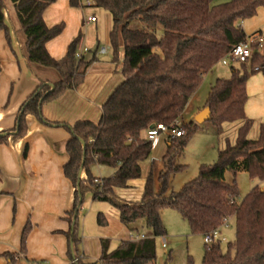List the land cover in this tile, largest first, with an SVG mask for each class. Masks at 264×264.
<instances>
[{"label": "trees", "instance_id": "1", "mask_svg": "<svg viewBox=\"0 0 264 264\" xmlns=\"http://www.w3.org/2000/svg\"><path fill=\"white\" fill-rule=\"evenodd\" d=\"M56 1L12 0L26 36L28 63L56 70L60 80L55 84L41 80L21 105L13 129L0 132L5 133L0 135V144L23 139L28 114L70 133L66 147L69 161L64 173L75 187V203L69 212L73 227L67 232L75 251L72 264H151L157 258V238L167 234L162 218L166 208L177 210L195 235L207 234L234 219V240L227 243L226 249L219 241L205 243L203 264H264V190L256 184L237 201L236 180L240 171H246L251 178L264 181V123H260L258 137L249 138L255 120L245 111L249 77L258 72L264 74V54L258 49L248 62L238 63V67L232 63L231 76L218 78L206 101L211 110L209 122L218 130L226 122L242 121L235 142L227 140L216 162L202 164L196 178L166 195L174 175L186 167L178 162V157L200 128L194 120L181 121L190 99L200 88L205 73L219 64L235 44L247 39L242 22L256 16L258 9L264 8V0H71L74 7L101 6L110 12L113 61L119 62L123 48L121 72L125 78L103 105L98 122L86 119L74 124L49 121L42 108L84 82L96 60L97 49L91 58L85 54L77 58L83 36L80 30L62 58L51 55L47 44L66 28L64 21L53 26L45 21V11ZM4 8V0H0V29L7 32ZM159 29H163L162 35L158 34ZM1 69L0 62V75ZM160 123L181 129L183 135L167 141L164 168L158 175L159 190L155 189L150 169L141 199L122 200L118 190L142 177V164L153 151L145 133ZM27 150L26 146L24 156ZM96 164L112 167L115 172L108 177L95 176L92 166ZM82 171L86 172L85 178L81 177ZM228 171L233 173L232 182L226 180ZM87 191H91L94 200L116 208L120 221L130 230L144 220L153 236L123 240L113 250L105 243L99 260L81 256L78 217ZM98 224H108L104 214L98 216ZM30 227L28 222L22 235V251ZM2 256L16 264L15 254L5 252ZM188 264H194L191 256Z\"/></svg>", "mask_w": 264, "mask_h": 264}, {"label": "crops", "instance_id": "2", "mask_svg": "<svg viewBox=\"0 0 264 264\" xmlns=\"http://www.w3.org/2000/svg\"><path fill=\"white\" fill-rule=\"evenodd\" d=\"M4 3V22L8 31L0 29L2 67L0 75V132L13 129L21 105L38 87L41 80L50 84H55L60 80V74L56 70L28 63L25 51L26 36L21 28L16 10L13 3L12 6L5 0ZM79 8L72 6L71 0H57L45 11L44 18L48 26L62 21L66 23L63 33L47 44L49 52L57 59L66 54L69 43L79 34L80 30H83L87 24L99 21L96 16L97 19L94 22H88L89 17L85 18V15L78 16ZM255 20L257 25L263 23L262 27L259 26L260 28L247 33L249 36L264 28L263 7L258 9L256 16L244 20L242 26L246 27ZM82 32L80 44L89 48L85 53L86 57L91 49L98 44L96 60L91 64L84 82L79 87L68 89L58 99L43 105V115L49 121L74 124L78 120L87 119L98 122L101 118L103 105L125 80L121 72L124 52L119 62L115 63L113 55L107 56L108 49L105 53L99 52L100 48L104 47H100L99 44L100 37H102L100 31H93V34L92 31ZM104 35H106L105 41L111 46L110 31ZM259 51L264 53V45L259 48ZM247 92L249 98L245 105V111L248 117L255 120L251 130L255 129L259 135L260 123H264V74L262 72L254 74L248 80ZM195 96L193 95L190 99L185 110L191 114L190 117L194 121L198 113L206 107L205 104L195 110L192 105ZM26 119L27 133L23 139L16 143L0 144V264H11L9 258L2 256L5 252L16 255V264L23 262L25 264H42L44 262L72 264V256L75 251L67 232L73 227L69 219V212L75 203V187L64 173V166L69 161L66 147L70 133L64 127L43 123L33 114H28ZM241 124L242 121H236L226 122L222 125V129L218 130V137H216L219 150L226 146L227 140L235 142ZM231 130L232 137L229 138L228 132ZM0 135H5V133ZM211 135L215 141L214 135ZM258 135L256 134L255 137L249 135V138L254 139ZM168 139L163 136L156 148L163 140L167 145ZM26 146L28 150L24 156ZM100 166L102 165H93L92 169ZM163 168V159L161 164H157L153 159L150 169L153 170L156 191L160 186L158 175ZM100 170L102 171V169ZM114 172L115 169L104 174L111 176ZM81 177H86L85 171L81 172ZM134 181L129 183L128 188L118 190L122 200L138 201L141 199L143 190L134 195L133 189L136 188ZM110 206L116 212L118 223H120V225L116 223L118 231L124 230L120 243L123 240L139 237V233L130 230L120 221L118 210L112 205ZM81 209L78 222L82 242L78 253L87 259L99 260L103 244L106 243L109 250H113L115 249L113 247L119 246L120 243L112 245L105 231L87 232L86 221L82 223L83 225L81 224ZM107 221L106 226H99L108 228L110 221L108 219ZM28 222L31 227L26 237L25 250L22 251V235ZM141 235L152 237L153 231ZM163 238L166 239V237ZM166 242L168 243L167 239ZM155 261L151 264H155Z\"/></svg>", "mask_w": 264, "mask_h": 264}, {"label": "rangeland", "instance_id": "3", "mask_svg": "<svg viewBox=\"0 0 264 264\" xmlns=\"http://www.w3.org/2000/svg\"><path fill=\"white\" fill-rule=\"evenodd\" d=\"M5 1L7 4L9 3L12 6V0ZM84 15L85 18L91 16H96L99 18V21L97 23L87 24V26L82 31H92V34L93 31H100V34L104 38L103 39L102 37H100V47H107V56H112L113 49L105 41L106 35H104L107 33V31H110V28L112 27V16L110 12L101 6H86L84 8L80 7L78 9V16ZM262 24L257 25L255 20L254 22H251L243 28L246 34H249L259 26L262 27ZM158 34L162 35L163 29H159ZM97 48L98 44H96L95 47L91 49L87 57L91 58L93 52ZM123 52V48L120 49V57H123ZM233 64H235V66L237 67L239 66L237 62H234ZM248 67L250 68L249 63ZM253 75L254 74H251L249 79ZM230 76L231 65L224 66L221 63L217 64L212 70L205 73L202 84L196 92L195 99L192 102L195 110H198V108H201L206 104L211 88L218 78H228ZM190 116L191 114L186 112L183 114L182 120L184 122H190L192 121V118ZM199 125V130L191 137L187 146L185 147L184 152L181 156L178 157V162L180 164L186 165V167L184 170L174 175L170 182V186L166 192V195H171L173 192L179 191L186 183L196 178L199 174V170L202 164H212L218 159L219 146L216 139V137H218V128L209 121H206ZM256 132L257 131L255 129L251 130L249 132V135L251 137H255L256 134L258 135V133ZM211 134L214 135L215 141L212 139ZM228 136L229 138L232 137V130L228 132ZM214 142L215 145H213ZM166 147L167 145L165 143V140H163L159 147L153 149L150 158L143 163L142 177L134 181V185L136 186V188L133 189L134 195L143 190L145 179L149 173V169L153 162V159L156 160L157 164L162 163V155L165 153ZM96 167L92 169V172L95 176L101 177L110 176L105 175L104 173L108 171L110 172L114 169L108 166H100L99 168ZM100 169H102V171ZM233 179V173L231 171H228L226 173V180L228 182H232ZM236 180L239 187V195L237 197V201H241L256 184H259L260 187L264 189V181L251 178L250 174L246 171H240L236 176ZM118 196L120 197L119 193ZM110 207V204L107 202L94 200L91 191H87L84 196L80 220L81 224L86 221L87 232L93 233L95 231H105L110 238L111 244L113 245L114 243H120V238L123 233L122 231L124 230L118 231L119 228H117L116 223H118L119 221L116 216V212ZM100 214H104L105 217H107V219L110 221V225L108 226V228H102L99 226L98 216ZM162 218L167 229V234L165 236L157 238V258L155 264H188L190 256L194 260V264H203L202 259L205 246L204 236L192 234L188 222L177 210L171 208L164 209L162 212ZM118 224L120 225V223ZM134 227L135 229L133 231L139 233L140 235L152 231L151 228L146 225L144 220H140L139 222H137ZM222 234L223 236L227 237L229 241L234 240L235 224L233 218L229 220V225L227 227H223ZM163 237H166L168 243L164 242ZM221 244L223 249L227 248V243L223 242ZM22 264L25 263L23 262Z\"/></svg>", "mask_w": 264, "mask_h": 264}, {"label": "built area", "instance_id": "4", "mask_svg": "<svg viewBox=\"0 0 264 264\" xmlns=\"http://www.w3.org/2000/svg\"><path fill=\"white\" fill-rule=\"evenodd\" d=\"M87 4L91 5L90 1H87ZM95 16H91L88 18V22H94L96 21ZM264 45V28L261 30L255 32L252 35H248L247 39L245 41H241L237 44H235L230 52L221 59L219 63H221L224 66H229L234 62L237 63H243L248 62L250 58L252 57V54L255 49H258ZM89 48L86 46L79 45L78 52H77V58H81L86 52H88ZM100 53L107 52L106 47H101L99 50ZM182 130L176 127H169L163 123L153 125L150 127L146 133H145V139L151 142L152 148H156V146L159 144L163 136H166L167 138H174V137H180L182 136ZM229 225V221L226 220L221 228H216L212 230L211 232L204 234V241L206 244H213L217 241L220 243H228L229 240L227 237L223 236L222 229L223 227H227ZM145 238L144 235H140L136 239ZM164 242H166V239L163 238ZM42 264H49L47 262H44Z\"/></svg>", "mask_w": 264, "mask_h": 264}, {"label": "water", "instance_id": "5", "mask_svg": "<svg viewBox=\"0 0 264 264\" xmlns=\"http://www.w3.org/2000/svg\"><path fill=\"white\" fill-rule=\"evenodd\" d=\"M211 119V110L209 107H205L198 115L195 117V121L199 124L209 121Z\"/></svg>", "mask_w": 264, "mask_h": 264}]
</instances>
